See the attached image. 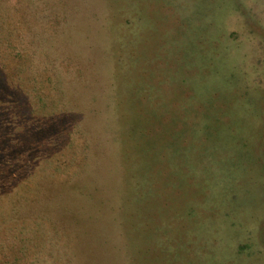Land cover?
Masks as SVG:
<instances>
[{"label":"rangeland","instance_id":"374dc122","mask_svg":"<svg viewBox=\"0 0 264 264\" xmlns=\"http://www.w3.org/2000/svg\"><path fill=\"white\" fill-rule=\"evenodd\" d=\"M0 197V261L264 264V0H0Z\"/></svg>","mask_w":264,"mask_h":264},{"label":"trees","instance_id":"16d2710c","mask_svg":"<svg viewBox=\"0 0 264 264\" xmlns=\"http://www.w3.org/2000/svg\"><path fill=\"white\" fill-rule=\"evenodd\" d=\"M5 25L7 26V22L6 21H4V24H1V26H2L1 30L5 31V27H6ZM6 33H7L6 36L13 37L12 36L13 35L12 31L9 32V30L7 29ZM43 38H44V34H42V38L41 39H43ZM30 39H33V34H32L31 31H29L27 36L22 35V36H18V38L16 37L15 40L18 41L17 43L19 45L15 46V47L10 45L11 51H12L13 48H16L17 54L22 52V50H24L25 53H26V50H27L26 46L30 45ZM35 41H36V39H35ZM39 41H41V40H39ZM4 47H8V46H4ZM12 53H13V51H12ZM19 61H20V59L17 60V64L20 66L22 63H19ZM18 65H17V67H18ZM78 141H80L79 144H77L76 141H74V144H72V146L75 147V152H73V155H74L75 159L71 158L70 160H68L67 161L68 164H72L73 165L74 163L84 162L83 160H87V159H84L83 157H81V153H79L80 151H78L81 148V146H82L81 144H82L83 140L81 138H79ZM72 150H74V148ZM30 163H31V160H28L27 164L31 165ZM32 168H33V166L32 167L31 166L27 167V169H30V170ZM82 175H83L82 173L76 174V172L72 173L70 170H67V172H66L67 179L64 182H67L68 184L71 185L70 186V191H73L75 193L78 192V191L81 192V190L79 189V187L77 185L81 186L82 183L80 182V180L83 181V179H84L83 177H81ZM23 179H26V177H24ZM39 181H41V182H39L40 185H41V183L42 184L44 183V181L42 179H40ZM33 183L34 182L32 180V177L28 178L27 180H21L20 184L23 187V193H21V192L20 193H16L17 196L10 203V204H13L14 206H13L12 213H9L10 218L12 217L10 222H9V224L12 223V225H14L16 223V221H18V222L23 221L24 218H25V215L29 216L32 213L31 217L33 216V218L27 217V218H30V220L27 221V222H29V225H32V227H35V228L38 227L39 229L40 228H46V230L50 231V232H58V229H59L58 228V223H54V222H51V221L50 222L52 224H50L49 222L46 223V219L48 218V213L47 212L43 211V212H37L35 214H33V212H31V213L27 212V211H30L28 209H30L32 207L31 205L34 204L35 197L37 195L39 196V194H37V193H33V192L31 193V190L28 189L29 186L32 185ZM64 184L65 183H63V185ZM25 186H27V187H25ZM24 188H26V190H24ZM13 197H14V195H13ZM6 198L8 199V197H0V202L6 203L5 205L8 206L10 204H9L8 200H6ZM38 206H39V204H38ZM34 215H37V216L34 217ZM67 215L68 214H62V218L63 217H64V219L66 218L67 220L66 219L65 220L68 222ZM2 221H4V220H2ZM63 224H66V223L63 221ZM66 227H67V224H66ZM0 248H1V252L5 254V251L7 250L5 248V246L2 245ZM16 249L17 248H15V247H12V248L8 249L9 253L12 254V255H10L11 258H9L6 261H0V264H23L22 262H24V259L27 257V254H26L27 252L22 251L20 253L19 252L17 253ZM60 249L62 250V248H60ZM32 257H33V262H31V264H49V261H47V259L45 260L46 254L41 252V251L38 252V253L32 254ZM57 264H59V263H57Z\"/></svg>","mask_w":264,"mask_h":264}]
</instances>
